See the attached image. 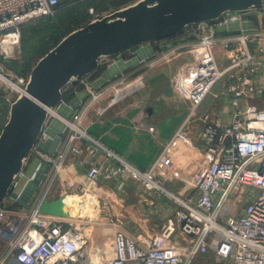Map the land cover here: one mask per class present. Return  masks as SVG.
<instances>
[{"label":"built area","instance_id":"2783aa9c","mask_svg":"<svg viewBox=\"0 0 264 264\" xmlns=\"http://www.w3.org/2000/svg\"><path fill=\"white\" fill-rule=\"evenodd\" d=\"M61 1L0 0V45L4 57L19 46L23 22L53 14ZM254 9L260 12L264 7ZM254 9L229 10L212 19V24L208 20L184 28L185 39L196 37L198 41L190 44L192 67L175 85L176 93L187 103V114L177 133L187 130L194 119L205 123L203 156L188 184L193 192L182 194L168 190L156 176V165L137 168L79 127L85 106L75 116L77 123L66 121L61 132L66 134V141L48 156L58 172L65 168L70 154L86 152L90 183L116 180L123 187L125 182L135 181L146 190L172 200L176 209L163 224L162 233L155 238H140L128 233L121 220L111 219L112 253L102 249L104 257L93 263L90 251L84 250L86 238L79 224L40 211V204L47 200L49 185L39 195L33 193L27 211L9 212L0 206V227L20 233L12 245L13 251L0 264L9 256L17 264H192L199 255L207 253L222 264H264V107L244 105L249 90H255L253 84L264 69V31L252 19ZM220 58L227 61L225 68L222 62L221 66L218 64ZM234 71L238 73L237 79L226 82L231 121L224 126L217 115L211 119L208 111L199 114L198 110L215 83L227 72ZM114 88L111 84L93 98L108 94ZM119 99L114 96L109 106ZM99 153L103 155L101 160H98ZM40 167L31 179L27 178L24 187L19 182L25 176L23 171L14 180L11 191L16 200H21ZM247 187L257 191H247ZM236 195L247 200L241 211L232 199ZM231 202L235 212L226 213ZM11 214L18 219H10Z\"/></svg>","mask_w":264,"mask_h":264},{"label":"rangeland","instance_id":"374dc122","mask_svg":"<svg viewBox=\"0 0 264 264\" xmlns=\"http://www.w3.org/2000/svg\"><path fill=\"white\" fill-rule=\"evenodd\" d=\"M141 1L143 0H64L62 5L56 8L50 16H39L23 22L25 25L24 29L21 28L20 43L13 53L11 55L8 54V57H4L0 45V122H8L10 109L18 98L24 94L33 66H35L40 58L53 49L51 47L57 41L62 40L75 30L85 28L89 23L97 19L111 15L117 10L124 9ZM251 16L258 24V27L264 31V10L259 12L254 9L251 11ZM208 23L212 24L213 21L209 20ZM196 40L198 41L196 37L185 39V32L182 30L176 36L151 43L138 44L118 54L105 57L92 73L82 76L77 84L69 83L63 89L62 98L54 106V110L52 109L47 113L44 130L46 126H50L52 121L58 119L60 120V133L63 132L67 125L66 121L70 120L73 123L76 114L82 111L84 106L86 110L82 115V119H80V124L77 125H80L79 127L86 131H90L88 126L96 123V130L102 129L101 122H90V119L95 114L97 116H104L103 113L109 112L106 109L109 106V101L114 96L117 97L118 92L125 91L131 84L141 85L118 101L129 98L130 100H137L135 104L131 105L135 112L153 115V117H147L142 122L146 129H154L153 131L160 130L161 132L178 129L181 119L183 120L187 114V110L182 102L183 99L175 91V85L179 77L188 72L193 65V54L191 53L193 46L190 44L193 45L197 42ZM141 45H148L149 47L144 49L140 54L135 53ZM221 62L223 63V68H225L227 61L220 58V61L218 60L220 66ZM111 67L118 68V71L111 76L106 75V70ZM1 74L18 86L16 87L5 80ZM237 75L238 73L235 71L227 72L223 75L219 80L221 84L213 86L211 92L199 107L198 113L208 111L212 114L211 119H214L213 115L217 114L216 118L220 117L221 123L224 126L228 125L231 121L232 108L228 84L223 83H226L228 80L235 81ZM22 78L24 81H21ZM111 84L115 87L112 91L108 94L103 93L96 99L93 98L94 95H98ZM253 86L255 90H249L244 100V105L256 106L258 108L264 107V69L263 73L256 78ZM117 89L121 90L117 91ZM215 93H218V97H214ZM188 125H190L189 128L201 127L202 131L205 127V123L202 120L196 119L192 120ZM38 140L34 144L30 156L25 161L23 169L25 176L19 177L20 185L23 187L26 184V178L32 173L36 163L39 161ZM39 177L40 175L37 174L27 184L23 197L20 200L28 207L29 199L36 191V189H33L38 184ZM246 190L253 191L256 189L247 187ZM6 197L9 200L11 199V189ZM232 199L236 201L238 211H241L247 203L246 198L242 196L236 195ZM161 200L167 201L165 198ZM158 202L161 201L158 200ZM96 206L97 202L95 200L89 204L88 208L90 209L91 207L90 210L95 211ZM225 212H235L233 202L228 204ZM10 217L13 220L18 219L13 214ZM154 217L157 220L159 219L157 216ZM158 222L156 223L158 224ZM162 226L163 224L159 225V228L155 229L154 233L148 235L140 234L139 236L144 239L155 238L157 234L162 233ZM0 229V261L2 262L7 253L13 251L12 245L20 233L7 227H0ZM3 264H17V262L13 257L10 258L9 256V259L5 260ZM192 264L222 263L218 262L212 254L207 253L199 255Z\"/></svg>","mask_w":264,"mask_h":264},{"label":"crops","instance_id":"0c3cea01","mask_svg":"<svg viewBox=\"0 0 264 264\" xmlns=\"http://www.w3.org/2000/svg\"><path fill=\"white\" fill-rule=\"evenodd\" d=\"M148 47V45H141L135 53L140 54ZM117 71L118 68H108L106 75L111 76ZM215 84L221 83L218 81ZM137 88L128 87L125 91L118 92L116 98H121ZM217 94L215 93L214 97ZM133 100L129 98L117 101L106 108L109 112L103 113L104 116L95 114L90 122H101L102 129L96 130L97 125L94 123L88 126L90 131H87L119 157L137 168L147 169L156 165V176L168 190L182 194L193 192L194 189L188 184L203 156L202 128L198 126L188 128L182 133H177V128V130L163 132L146 129L142 122L153 115L135 112L131 105L137 100ZM182 102L187 110V103L183 100ZM216 115H213L214 119ZM183 120L181 119L180 125ZM59 121L58 119L52 121L40 135L38 140L39 161L27 178L31 179L37 167L41 165L40 170H42L38 171L40 175L38 184L33 190L36 189V195H39L50 185L45 199H55L61 195L65 197L66 215L63 218L74 221L82 227L86 238L84 250L90 251L89 256L93 263L104 257L102 249L108 251L109 254L112 253L114 226L110 222L111 219L121 220L128 233L140 237V234L154 233V230L164 224L167 218L174 213L176 204L172 200L158 195L155 191L146 190L138 182L127 181L123 187H120L121 182L116 180L100 179L97 183H90L87 179L89 156L86 152L81 155L70 154L65 168L56 172L48 156H52L66 141V134L60 133ZM97 156L98 160L103 157L102 153ZM73 198L75 199L74 206L70 204ZM164 198L167 201L161 200ZM95 200L97 202L96 212L91 211V207L88 208L89 204ZM1 204L9 212L29 209L13 195L10 200L5 197ZM154 216L159 219H155Z\"/></svg>","mask_w":264,"mask_h":264},{"label":"water","instance_id":"95a60500","mask_svg":"<svg viewBox=\"0 0 264 264\" xmlns=\"http://www.w3.org/2000/svg\"><path fill=\"white\" fill-rule=\"evenodd\" d=\"M263 7L264 0H143L63 38L32 68L26 92L12 105L0 133V206L44 130L47 108H54L69 83L77 84L92 73L102 57L176 36L190 24L216 19L229 10ZM88 30L93 34L86 39L83 33ZM64 199L61 195L43 201L40 211L64 217Z\"/></svg>","mask_w":264,"mask_h":264},{"label":"bare ground","instance_id":"6f19581e","mask_svg":"<svg viewBox=\"0 0 264 264\" xmlns=\"http://www.w3.org/2000/svg\"><path fill=\"white\" fill-rule=\"evenodd\" d=\"M92 31L91 30H88V31H85L84 33H83V36L86 38V39H88L90 36H92ZM1 76L5 79V80H7V81H9L10 83H12L14 86H18V85H16L14 82H11V80H9L8 78H5L2 74H1ZM141 84H131V86H130V88H136V87H139ZM20 88V87H19ZM127 89H128V87H127ZM24 92H26V90L24 91ZM121 92H123V91H121ZM48 109V112L50 111V110H52L53 108H51V107H48L47 108ZM74 199V198H73ZM76 200H78V199H76ZM66 201V200H65ZM82 201V200H81ZM67 202V201H66ZM85 202V201H84ZM74 203H75V199L74 200H72V201H70V204L72 205V206H74ZM77 206V205H76ZM80 207V206H79ZM73 208V207H72ZM80 209H81V207H80ZM90 212V211H89Z\"/></svg>","mask_w":264,"mask_h":264},{"label":"trees","instance_id":"16d2710c","mask_svg":"<svg viewBox=\"0 0 264 264\" xmlns=\"http://www.w3.org/2000/svg\"><path fill=\"white\" fill-rule=\"evenodd\" d=\"M63 1H64V0H62L56 8H59V7L62 5ZM47 16H50V15H47ZM24 25H25V23L21 24V28L24 29ZM23 29H22V30H23ZM22 41H23V40H22ZM60 41H61V40L57 41V42L53 45V47H51V48H54V47H55ZM22 48H23V46H22ZM22 51H23V50H22ZM7 61H8V60H7ZM74 86H76V85H74ZM4 124H5V123L0 122V133H1L2 129H3Z\"/></svg>","mask_w":264,"mask_h":264}]
</instances>
